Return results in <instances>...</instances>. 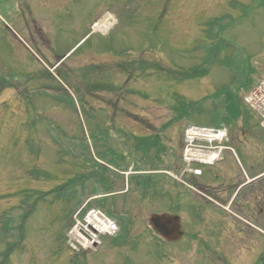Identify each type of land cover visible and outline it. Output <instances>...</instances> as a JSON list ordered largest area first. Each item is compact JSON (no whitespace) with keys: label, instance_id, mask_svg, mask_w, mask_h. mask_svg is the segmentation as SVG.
<instances>
[{"label":"rangeland","instance_id":"1","mask_svg":"<svg viewBox=\"0 0 264 264\" xmlns=\"http://www.w3.org/2000/svg\"><path fill=\"white\" fill-rule=\"evenodd\" d=\"M106 15L111 27L95 28ZM193 66L210 68L179 82ZM244 72L247 86L264 76V0H0V262L14 241L9 264H241L246 250L261 262L264 128L243 104ZM189 101L200 110L177 119ZM225 103L230 115L241 106L249 116L227 122L226 144L238 154L226 149L224 162L201 164L204 173L186 179L202 192L210 184L223 201L236 197L252 227L224 213L209 218L216 208L199 193L173 206L184 125L218 126ZM153 134L159 141L144 159L139 141ZM241 166L251 190L226 192ZM34 168L49 176L36 177ZM91 168L98 177L83 196L82 173ZM136 175L153 176L169 194L144 193L130 179ZM102 198L115 217L99 206ZM94 209L109 216L108 232L96 231L86 247L72 231ZM163 211L183 218L180 240L150 227V214Z\"/></svg>","mask_w":264,"mask_h":264},{"label":"trees","instance_id":"2","mask_svg":"<svg viewBox=\"0 0 264 264\" xmlns=\"http://www.w3.org/2000/svg\"><path fill=\"white\" fill-rule=\"evenodd\" d=\"M208 31V28H206V32ZM214 38H215V34H214ZM230 43H228L227 41H223V45L224 46H227L229 45ZM232 45V44H231ZM213 52H215V49L213 50ZM200 66H193L189 69H185L182 73H181V76H177L179 78V80H183V79H186V78H196V77H203L208 71H209V66L207 67V69H203V70H200L199 69ZM193 104V103H192ZM199 111V107L197 104H193V105H189L188 103H185L182 108H181V111H180V115L177 119H181L182 117L186 116V115H190L194 112H198ZM219 125L221 124V122L218 123ZM160 135L159 134H153L151 136H147L145 138H142L140 141H139V146L142 147L144 149V155L149 153V150L150 148H152L154 145L157 144V142L159 141V137ZM29 146H30V150L32 152H36V149H35V146L32 144V143H29ZM77 145V144H76ZM75 145V147H76ZM78 146L80 147V150L81 151H85L84 147H85V142H81L78 144ZM138 148V146H137ZM63 149V148H62ZM158 149H160V151L162 150V147L159 145L158 146ZM64 150H59V154L63 153ZM74 152V151H73ZM73 154V153H72ZM147 155L144 156V159L147 158ZM143 159V160H144ZM87 166H89V164H85ZM84 168H86V166H84ZM30 170V169H29ZM87 170V169H86ZM91 171L92 172H87V171H83V175H84V178H83V182H81V186H82V194L84 196V194H86V186H87V181L91 178L92 180V176H94L96 179H97V175H96V172L94 171L93 168H91ZM34 174L36 177H45L46 175L49 176V174H47V172L43 169H39V168H34L33 170ZM105 174V173H104ZM104 174L102 176V179L103 180V184L104 182L106 184H108L110 186V182H106L104 181L105 178H104ZM132 180L134 179H137L138 183H140L141 185V188L143 190V192L147 193L150 191V193L154 192H158L160 195L161 193H163L162 191H158V187L157 185L160 184V183H157L155 178H153L152 176H146V177H140L139 175H136V176H131ZM96 181V180H95ZM96 183V182H95ZM72 186L74 184H71ZM104 189L105 190H111V187H108L107 185H103ZM100 190H103L100 189ZM95 192H97V189L95 188L94 190ZM168 191H166L167 193ZM109 193V192H108ZM83 199L82 198H79L78 202L80 203ZM99 206L100 207H107V213L108 215L112 216V217H115V212L113 211V207L112 206H107V204L105 203V199H100L99 200ZM35 206H32L31 208L27 207V210H30L28 214H30V212H32L34 210ZM71 213H74V210L71 211ZM11 218V217H9ZM125 226V220L123 222V227ZM9 227V224H6L5 225V231H4V234L5 235H8V234H11L12 231H10V228ZM16 242H7V248L1 253L2 255V261L0 262V264H9L12 260V256H13V251H14V248L16 247Z\"/></svg>","mask_w":264,"mask_h":264},{"label":"built area","instance_id":"3","mask_svg":"<svg viewBox=\"0 0 264 264\" xmlns=\"http://www.w3.org/2000/svg\"><path fill=\"white\" fill-rule=\"evenodd\" d=\"M248 101L254 107L260 109L264 116V80L253 92L249 94ZM224 136L225 132L210 133L208 130L197 128L187 129L185 159L190 162L191 160L198 159L203 155H208L206 160H213L214 158L218 157L217 151L220 149L218 144L214 145L213 143L215 141L220 143ZM203 141H208L210 144H203Z\"/></svg>","mask_w":264,"mask_h":264},{"label":"bare ground","instance_id":"4","mask_svg":"<svg viewBox=\"0 0 264 264\" xmlns=\"http://www.w3.org/2000/svg\"><path fill=\"white\" fill-rule=\"evenodd\" d=\"M113 21H114L113 19L110 20V16L108 15L103 16L97 22L96 28L100 29L101 31H106L111 27ZM210 133H214V132L210 131ZM224 138L225 137H223V139ZM86 223L87 224H85L84 228H81L78 225H76L74 230L72 231V236L76 240H78L83 246L89 247L91 245V242L95 238L93 235L95 234V231L101 233L108 232V220L105 216L100 215L97 212H93V213H89L88 217L86 218Z\"/></svg>","mask_w":264,"mask_h":264},{"label":"water","instance_id":"5","mask_svg":"<svg viewBox=\"0 0 264 264\" xmlns=\"http://www.w3.org/2000/svg\"><path fill=\"white\" fill-rule=\"evenodd\" d=\"M149 222L153 229L166 241H178L184 235L182 218L173 213H154L150 216Z\"/></svg>","mask_w":264,"mask_h":264},{"label":"flooded vegetation","instance_id":"6","mask_svg":"<svg viewBox=\"0 0 264 264\" xmlns=\"http://www.w3.org/2000/svg\"><path fill=\"white\" fill-rule=\"evenodd\" d=\"M243 181H245V178L240 173H238V177H237L236 181L233 182L232 184H229V186H230V188H235L236 186L238 187L239 185L243 184ZM183 189L184 188L179 187L178 192H181ZM179 203H180V200H179ZM215 217H217V216H215ZM215 217H211V218H215ZM222 218H234V217L225 215ZM248 234L251 235L250 231H248ZM254 255L255 254L251 250H246V251L242 252L241 253V256H242L241 264H264V259L261 262L260 261H256V262L250 261L249 259L253 258ZM228 262L234 263V261H232V260L228 261Z\"/></svg>","mask_w":264,"mask_h":264}]
</instances>
